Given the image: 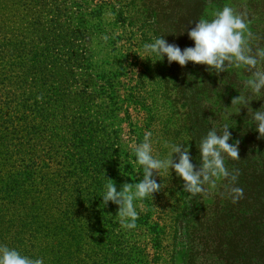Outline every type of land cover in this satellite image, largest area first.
<instances>
[{
  "label": "rangeland",
  "instance_id": "obj_1",
  "mask_svg": "<svg viewBox=\"0 0 264 264\" xmlns=\"http://www.w3.org/2000/svg\"><path fill=\"white\" fill-rule=\"evenodd\" d=\"M129 2L0 0V92L38 112L36 135L23 139L25 167L61 177L37 205L0 209V244L45 264L168 263L181 207V179L171 169L154 173L162 188L136 202L135 229L122 228L117 206L101 198L105 179L119 191L143 178L132 151L146 132L154 155L166 154L165 142L182 144V111L169 97L177 83L166 89L173 77L144 55L140 24L121 14ZM175 16L165 37L179 46L184 29L176 22L189 17Z\"/></svg>",
  "mask_w": 264,
  "mask_h": 264
},
{
  "label": "trees",
  "instance_id": "obj_2",
  "mask_svg": "<svg viewBox=\"0 0 264 264\" xmlns=\"http://www.w3.org/2000/svg\"><path fill=\"white\" fill-rule=\"evenodd\" d=\"M166 2L168 7L163 11L157 0H130L120 10L127 18L133 14L129 21L140 24L141 37L146 43L153 37L166 39L165 35L169 38L170 33H174V24L168 22L173 14L181 20L189 17L186 24L176 22L184 29L179 40V47L184 49L193 46L187 31L195 26V21L202 16L210 18L214 11L227 5L250 21L256 37L250 42L253 50L264 47V0ZM156 65L173 77L166 89L170 90L177 83V94L169 96L182 111L181 126L175 132L181 136L182 145L188 147L192 163L199 167L197 145L207 131L212 126L222 131L227 125L231 133L229 143L238 142L239 160H227L226 165L230 170H239L237 186L244 188L243 198L233 204L221 194L225 182L212 194L189 198L181 180L177 189L181 207L171 227L172 244L167 264H264V137L258 138L247 108L241 107L235 114L236 106L230 107L233 98L244 94L241 75L234 70L216 75L206 66L191 62L180 67L175 62L169 64L166 58L158 60ZM11 97L0 92V209L15 202L37 205L42 198H49L51 187L61 178L41 177L25 167L26 160L21 153L23 139L36 135L38 112L25 108L26 102L20 97L13 95L12 100ZM251 98L254 100L249 107L253 111L264 105V97ZM29 126L31 133L27 132Z\"/></svg>",
  "mask_w": 264,
  "mask_h": 264
},
{
  "label": "clouds",
  "instance_id": "obj_3",
  "mask_svg": "<svg viewBox=\"0 0 264 264\" xmlns=\"http://www.w3.org/2000/svg\"><path fill=\"white\" fill-rule=\"evenodd\" d=\"M187 36L192 41L191 47L181 49L168 43L162 36H156L143 45V53L146 57H157V60L166 58L169 64L175 62L180 67L189 62L204 65L216 75L237 71L243 81L244 94L233 98L230 107L236 106L235 114L239 113L241 107L247 108L258 138L264 137V105L256 111L249 107L254 100L252 96L259 99L264 97V47L253 50L250 42L256 37L250 21L243 13L237 14L226 5L214 11L210 18L202 16L195 21ZM103 39L107 41L108 37L104 36ZM228 129L224 125L222 131H218L212 126L199 141L198 168L192 163L188 147L180 143L165 142L166 154L163 157L154 155L152 133L146 132L143 141L134 145L132 151V163L137 166L138 172H142L143 178L139 182L124 184L117 191L115 182L104 177L106 183L101 192L103 205L108 202L115 204L119 225L128 230L135 229L139 219L136 202L152 198V194L160 191L161 184L157 183L153 174L169 176L170 169L183 181V190L189 194V198L198 194H212L221 186V182H225L221 194L231 203H238L244 196V188L237 186L240 172L238 169L230 170L226 165L227 160H239L238 142L229 143L231 133ZM0 264H45V261L43 257L22 255L15 248L0 244Z\"/></svg>",
  "mask_w": 264,
  "mask_h": 264
}]
</instances>
